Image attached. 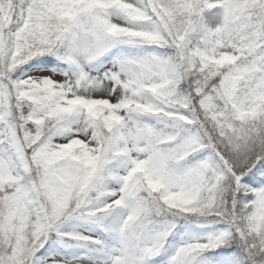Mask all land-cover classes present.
<instances>
[{"label":"snow or ice","instance_id":"1","mask_svg":"<svg viewBox=\"0 0 264 264\" xmlns=\"http://www.w3.org/2000/svg\"><path fill=\"white\" fill-rule=\"evenodd\" d=\"M0 264H264V0H0Z\"/></svg>","mask_w":264,"mask_h":264}]
</instances>
